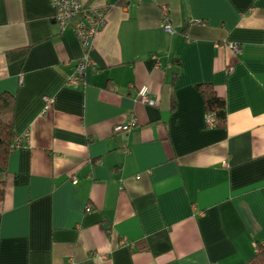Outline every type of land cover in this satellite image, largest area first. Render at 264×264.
Wrapping results in <instances>:
<instances>
[{
    "label": "crops",
    "instance_id": "obj_1",
    "mask_svg": "<svg viewBox=\"0 0 264 264\" xmlns=\"http://www.w3.org/2000/svg\"><path fill=\"white\" fill-rule=\"evenodd\" d=\"M101 1L74 85L85 50L51 0H0V92L22 137L0 169V264L244 263L264 244V0ZM203 82L224 124H207Z\"/></svg>",
    "mask_w": 264,
    "mask_h": 264
},
{
    "label": "built area",
    "instance_id": "obj_2",
    "mask_svg": "<svg viewBox=\"0 0 264 264\" xmlns=\"http://www.w3.org/2000/svg\"><path fill=\"white\" fill-rule=\"evenodd\" d=\"M131 2L134 0H126ZM140 2L142 0H135ZM52 6L54 8L55 19L58 21L62 29L71 25L74 28V31L78 38L80 39L85 53L81 59L74 66L73 71L67 75V82L79 85L84 81V75L86 69L89 66H94L95 62L89 55V50L93 43V38L98 33V31L103 27L106 22V13L109 3L102 1L98 3H86L84 0H51ZM163 11V27L169 32L173 33L175 31L172 23L169 20V8L164 5L162 8ZM229 46L235 50H241V44L239 42H230ZM230 70L232 67L229 68ZM139 99L147 102L148 104H156L157 99L152 97L149 93L143 92L138 95ZM45 106L44 110L46 111L50 102H52V96L45 95ZM206 122L208 125H215L217 122V117L215 112H207ZM138 123V120L135 116H132L127 121H122L116 124L114 127L115 131H130ZM22 143V137L19 135L14 136L11 148L14 149L20 146ZM126 147V146H125ZM87 209H91V205L87 206ZM124 243L129 245H134L133 241H130L128 238H122ZM213 264H218L217 262Z\"/></svg>",
    "mask_w": 264,
    "mask_h": 264
},
{
    "label": "trees",
    "instance_id": "obj_3",
    "mask_svg": "<svg viewBox=\"0 0 264 264\" xmlns=\"http://www.w3.org/2000/svg\"><path fill=\"white\" fill-rule=\"evenodd\" d=\"M88 3H98L101 0H84ZM205 99L207 112H215L216 124H224L226 121V99L220 95L213 84L203 82L200 84ZM16 96L12 92H0V169L6 170L8 155L12 150L11 144L16 134L14 118L16 111ZM3 196V189L1 192ZM242 264H264V244L258 246L256 253Z\"/></svg>",
    "mask_w": 264,
    "mask_h": 264
}]
</instances>
